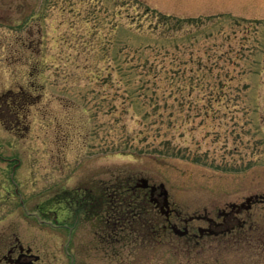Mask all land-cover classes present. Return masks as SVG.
Listing matches in <instances>:
<instances>
[{
    "label": "rangeland",
    "instance_id": "1",
    "mask_svg": "<svg viewBox=\"0 0 264 264\" xmlns=\"http://www.w3.org/2000/svg\"><path fill=\"white\" fill-rule=\"evenodd\" d=\"M115 58L130 83L97 81ZM20 92L17 128L0 112V260L19 240L37 264H264V202L145 245L71 204L145 178L184 230L264 197V0H0V104Z\"/></svg>",
    "mask_w": 264,
    "mask_h": 264
},
{
    "label": "trees",
    "instance_id": "2",
    "mask_svg": "<svg viewBox=\"0 0 264 264\" xmlns=\"http://www.w3.org/2000/svg\"><path fill=\"white\" fill-rule=\"evenodd\" d=\"M118 28L116 26V29ZM106 63L108 62L103 60L97 64V81L105 77L104 73L107 72L111 75L116 71L118 74H123L122 78H128L127 82L130 83L129 73L125 74L123 61L120 58H115L113 63H108V67L105 68ZM130 71H132L131 68ZM109 75L107 76L109 77ZM233 80L229 79L228 82L231 83ZM227 84L226 80L215 79L214 86L225 87ZM29 99V102H24L21 105L16 104L14 107L10 105V111L12 109L13 112L24 113L27 107L33 105L30 96ZM5 126L9 129L16 128L8 122H5ZM98 190L97 198L92 190H87L86 193L78 194L77 197L72 198L71 204L72 202L78 203L77 214L83 212L89 219L91 216H95L98 225L109 237L128 236L134 238L135 242L139 241L140 245L142 243L145 245L169 229L166 218L163 217L160 210L154 207L148 190L137 188L136 185L130 187L121 181L113 182Z\"/></svg>",
    "mask_w": 264,
    "mask_h": 264
},
{
    "label": "flooded vegetation",
    "instance_id": "3",
    "mask_svg": "<svg viewBox=\"0 0 264 264\" xmlns=\"http://www.w3.org/2000/svg\"><path fill=\"white\" fill-rule=\"evenodd\" d=\"M30 99L29 97L27 98L26 95H24L22 92L20 93H11V95L9 96V101H6L5 99H2V102L0 104V112H1V116H2V123L5 125V122L13 125V126H17L19 125L18 122L20 123L19 120H21L23 118V113H21V111L16 112V111H10L9 106L11 105L12 107H14L16 104L21 105L24 102H29ZM10 106V107H11ZM17 128V127H16ZM19 163H17L18 165ZM15 167V166H14ZM161 193L160 190H157L155 192V194L152 196L153 197V203H154V207L157 208L158 210L162 211V213L165 212H169L168 213V223L171 219V216L175 214V216H177L178 218L180 217V213L177 210L172 209L171 207L169 208V210H167L166 208H164V203H163V198L160 197ZM249 207L248 205H242V206H232L230 208L229 212L224 211L218 213L219 216L222 218V222H217V221H212V222H208L207 225H209V231H205L203 228L199 229V231L202 232L203 236H197L194 235V238H203L206 234H208L210 231L213 232L215 234V232L217 233V231L219 232L220 230H223L224 227V223L227 222V220L229 219H235L236 221H238L237 217L238 215H240L242 212H244L245 208ZM249 209V208H247ZM184 223V228H187L189 230V235H190V228H189V222H185V219L182 221ZM241 227L245 226V223H242L240 225ZM237 227V225H234V230ZM31 248H25L20 242L19 240H17L16 244H14L13 246L10 247V249L8 250V253L3 256V258L0 260V264L2 263H6V264H14L12 263L13 261H15L16 259H18L20 256H22V260L21 262H30L32 261V258H30L31 253H28V250ZM15 254H16V258H15Z\"/></svg>",
    "mask_w": 264,
    "mask_h": 264
},
{
    "label": "water",
    "instance_id": "4",
    "mask_svg": "<svg viewBox=\"0 0 264 264\" xmlns=\"http://www.w3.org/2000/svg\"><path fill=\"white\" fill-rule=\"evenodd\" d=\"M139 187H142V188H149L150 185H149V181L147 179H140L139 181V184H138ZM161 190H162V193H161V196H163V199H164V206L166 208L169 209V198H168V191L165 189V186L162 184L160 186H158ZM158 187H155V186H152L150 187L151 188V193L154 194V192L158 189ZM256 199H258L256 197ZM261 200L264 201V197H260ZM254 200L253 197L251 198H248L247 199V203H251V201ZM168 215V213H166ZM191 219H197V220H200V219H206V217H202V216H197L195 218H191ZM209 221H211V219H208ZM172 230L174 231L175 234L179 235V236H185L187 235L188 231L185 229V230H181L177 227H172ZM31 250L29 249L28 250V253H30ZM30 258H32V261L30 262H21L22 260V256H20L18 259H16L15 261H13L12 263L14 264H36V262H38L40 260V257L37 256V255H31Z\"/></svg>",
    "mask_w": 264,
    "mask_h": 264
}]
</instances>
